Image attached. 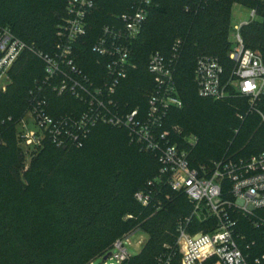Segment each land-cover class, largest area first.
Listing matches in <instances>:
<instances>
[{"label":"trees","instance_id":"obj_1","mask_svg":"<svg viewBox=\"0 0 264 264\" xmlns=\"http://www.w3.org/2000/svg\"><path fill=\"white\" fill-rule=\"evenodd\" d=\"M68 1L0 0V27L9 28L38 52L52 55ZM130 3L101 0L91 18L87 43L79 49L80 67L87 73L94 72L91 50L102 28ZM236 5L258 9L259 20L244 26L241 34L246 47L264 61V6L248 0H155L134 45L137 70L119 90L122 107L147 109L154 89L149 58L157 52L171 57L180 42L175 78L184 106L169 112L163 130L173 142L185 136L197 139L196 164L226 157L248 159L264 150L259 117L264 113V97L251 109L249 100L235 92L221 101L201 98L195 84V68L202 56L217 58L226 75L233 72L229 53ZM10 76L7 91L0 92V264H89L110 253L117 240L137 231L148 241L138 256L124 264H158L159 258L170 255L171 264H181L178 227L190 217L193 206L165 185L149 187L160 173L158 157L133 143L127 129L101 124L80 148L57 147L47 138L42 148L27 151L18 125L30 109V90L45 76V64L27 50ZM48 99L55 118L77 116L85 109L69 94L58 97L49 91ZM28 157L31 162L26 167ZM140 192L151 194L149 206L137 201ZM28 219L31 231L24 230ZM193 224L192 233L210 231L198 221ZM239 234L246 243H256L255 257L264 255V230L242 218Z\"/></svg>","mask_w":264,"mask_h":264},{"label":"built area","instance_id":"obj_2","mask_svg":"<svg viewBox=\"0 0 264 264\" xmlns=\"http://www.w3.org/2000/svg\"><path fill=\"white\" fill-rule=\"evenodd\" d=\"M248 1L264 6V0ZM100 2L68 1L52 55L38 52L9 28L0 27V92L7 91L12 82L11 71L25 51H31L45 64V76L30 90V109L18 125L23 147L27 151L42 148L48 138L57 147L80 148L97 125L125 128L142 151L158 157L160 173L149 187L165 185L173 193L183 194L193 206L190 217L178 227L181 264H264V255L253 254L256 243H246L245 236L239 234L242 218L264 230V150L248 159L226 157L196 164L193 153L197 139L185 136L181 137L182 141L173 142L163 130L169 112L184 106L175 78L180 42L175 44L171 57L157 52L149 58L147 69L153 77L154 89L148 95L147 109L140 106L129 111L122 107L119 90L130 73L137 70L134 45L155 0H131L124 13L113 16L112 23L102 28L91 50L95 63L93 74H89L80 67L83 54L79 49L87 43L91 18ZM250 16V21L234 29L229 59L235 68L229 76L217 58L202 56L197 60L194 78L199 97L221 101L235 92L249 100L251 109L264 97L263 58L246 47L241 34L244 26L256 21L258 9H251ZM49 91L58 97L72 95L85 109L77 116L53 117L49 110ZM259 115L264 126V114ZM150 195L140 192L136 199L147 207L151 203ZM195 221L210 231L192 233ZM130 236L117 240L107 259V255L99 257L103 264H124L131 259L125 246ZM171 262L172 255L158 260V264Z\"/></svg>","mask_w":264,"mask_h":264},{"label":"rangeland","instance_id":"obj_3","mask_svg":"<svg viewBox=\"0 0 264 264\" xmlns=\"http://www.w3.org/2000/svg\"><path fill=\"white\" fill-rule=\"evenodd\" d=\"M251 9L242 6V5H236L233 8L232 11V27L233 29H235L237 26H239L240 24L250 21L251 20ZM259 20V18L256 19V21ZM235 40V33L233 32L231 34L230 37V41L233 44ZM264 114V113H263ZM260 120H261V125H263V119L262 117L259 115ZM31 160L30 157L27 158L26 161V167L29 166ZM30 221V222H29ZM33 227L35 226V223L32 222ZM20 226V225H18ZM31 219H28L27 222V227H24V230L27 231H31ZM23 229V228H21ZM130 236L129 238V242L125 244L126 248L128 249L129 253L131 254V256H138L140 254V252L142 251L145 243L148 241V236L142 232H132L127 234L126 236ZM94 264H103L102 259L98 258Z\"/></svg>","mask_w":264,"mask_h":264},{"label":"water","instance_id":"obj_4","mask_svg":"<svg viewBox=\"0 0 264 264\" xmlns=\"http://www.w3.org/2000/svg\"><path fill=\"white\" fill-rule=\"evenodd\" d=\"M238 205L242 206V205H243V203H242V202H238ZM250 210L252 211V210H253V208H252V207H250ZM107 258H108V255L105 257V259H107Z\"/></svg>","mask_w":264,"mask_h":264}]
</instances>
